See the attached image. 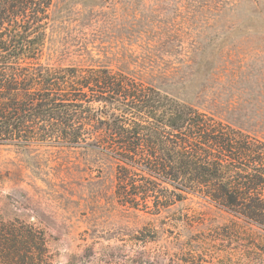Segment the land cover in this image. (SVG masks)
I'll return each instance as SVG.
<instances>
[{"label": "rangeland", "instance_id": "374dc122", "mask_svg": "<svg viewBox=\"0 0 264 264\" xmlns=\"http://www.w3.org/2000/svg\"><path fill=\"white\" fill-rule=\"evenodd\" d=\"M50 16L46 66L123 73L264 141V0H53ZM116 168L0 145V224L43 238L36 264H247L230 214L194 195L159 217L123 207Z\"/></svg>", "mask_w": 264, "mask_h": 264}, {"label": "trees", "instance_id": "16d2710c", "mask_svg": "<svg viewBox=\"0 0 264 264\" xmlns=\"http://www.w3.org/2000/svg\"><path fill=\"white\" fill-rule=\"evenodd\" d=\"M52 6L0 0V145L107 154L119 205L159 217L201 197L234 218L222 236H247L230 262L241 250L264 264V141L123 73L46 66ZM44 252L31 229L0 224L3 264H36Z\"/></svg>", "mask_w": 264, "mask_h": 264}]
</instances>
